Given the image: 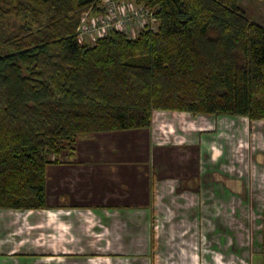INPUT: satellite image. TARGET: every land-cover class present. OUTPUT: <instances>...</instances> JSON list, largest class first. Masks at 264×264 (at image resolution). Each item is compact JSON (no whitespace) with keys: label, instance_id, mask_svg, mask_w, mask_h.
Listing matches in <instances>:
<instances>
[{"label":"trees","instance_id":"1","mask_svg":"<svg viewBox=\"0 0 264 264\" xmlns=\"http://www.w3.org/2000/svg\"><path fill=\"white\" fill-rule=\"evenodd\" d=\"M105 1L0 0V207H48L49 164L154 110L264 118V22L239 0H135L156 29L81 41Z\"/></svg>","mask_w":264,"mask_h":264},{"label":"crops","instance_id":"2","mask_svg":"<svg viewBox=\"0 0 264 264\" xmlns=\"http://www.w3.org/2000/svg\"><path fill=\"white\" fill-rule=\"evenodd\" d=\"M209 117L154 110L149 127L99 133L92 142L77 145L76 160L49 164L48 207H0V264H161L158 248L179 252L166 245L165 232L175 229L171 208L188 212L191 220L210 216L220 232L215 204L233 197L256 213L251 262L263 264L264 180L254 175L252 162L264 171V147L250 155L242 190L230 188L215 176L223 154L207 143L222 126L221 116ZM251 128L249 135L255 133ZM119 133L127 141L119 135L110 143L104 135ZM190 195L197 202L186 207ZM185 254L180 250L177 261L172 255L167 263L178 264Z\"/></svg>","mask_w":264,"mask_h":264},{"label":"rangeland","instance_id":"3","mask_svg":"<svg viewBox=\"0 0 264 264\" xmlns=\"http://www.w3.org/2000/svg\"><path fill=\"white\" fill-rule=\"evenodd\" d=\"M239 5L245 10L246 15L251 20L260 23L264 22V0H239ZM157 25V21L153 19L150 26L156 29ZM192 115L197 116L200 114L192 113ZM228 115L230 117H228ZM206 116H210L209 118L221 116L220 120L222 126L219 127L217 134H215L216 136L213 135L210 141H206L209 147H212L210 149L215 150L216 146L218 149L215 151H218L217 153L219 155L220 153L223 154L218 157L219 162L215 170L217 171L215 172V176H217L221 182L228 184L230 188L239 190L242 186V179L248 174L247 171H249V166L251 165L250 161L252 158L250 155L254 154L255 148L264 147V118L251 119L248 116L231 114H214ZM251 121H254V128H251ZM165 127L168 128L169 125H164L163 128ZM250 128L253 129L255 133H250L249 135L248 131ZM133 133L135 132H131L130 130L131 137H135ZM98 135L101 136L99 133L82 136V138L80 137L77 140L76 145H79V143L83 144L84 141L90 143L92 139H97ZM104 135H109L108 139H110V143L115 142L119 135L122 139L127 141V137L125 138V136H122L120 133L118 135ZM104 135L102 134V136ZM214 137H218V140L214 139ZM77 147L78 146H76V149ZM250 147L252 151H250ZM262 152L264 153V150H262ZM77 156L79 157L77 150L72 156L68 154V150H65L60 155V160L74 161L78 158ZM252 165L254 175H259L260 178L264 180V171L261 172L259 165L254 161ZM187 201L186 207L193 206L196 204L197 198L195 195H190ZM215 206L218 214L216 213L213 218H221L223 227L220 229V232H216L215 222L211 220L210 216L204 215L203 217H198V219L193 217L194 219L191 220L187 214L188 212L179 214L171 208L168 216L172 217L173 215L171 222L174 221L173 226H175V229H173L172 232L171 230L165 232L169 237L166 245L169 248L171 247V249L178 250L179 252L181 250L186 253L184 257L181 258L183 261H180V264H252L251 260L253 256L255 258V254H252L254 249L252 232L254 227L259 228V225L257 226L258 223L256 224L255 219L257 216L253 208L245 205L244 200L240 197H233L227 202L219 201V205L215 204ZM249 219L255 222H251ZM201 220H203V222H201ZM165 221L164 218L159 220L160 223H165ZM182 221L187 224L183 223L185 224L183 226L181 223ZM250 222L251 227L249 226ZM254 235L258 241L260 233L257 231ZM257 247L258 244L257 246L255 244V249ZM168 252L169 249L158 248L157 258L159 259V263L168 264L167 260L173 259L175 256L177 261L179 252H172L174 257H171L172 255L170 253L168 254ZM181 256L183 255L181 254ZM168 262L170 263V261Z\"/></svg>","mask_w":264,"mask_h":264},{"label":"built area","instance_id":"4","mask_svg":"<svg viewBox=\"0 0 264 264\" xmlns=\"http://www.w3.org/2000/svg\"><path fill=\"white\" fill-rule=\"evenodd\" d=\"M104 10L96 15L85 13L82 16L79 26L81 41L94 43L111 30H121L135 36L154 19L152 11L135 0H106Z\"/></svg>","mask_w":264,"mask_h":264}]
</instances>
